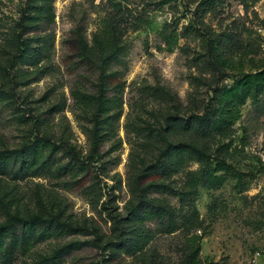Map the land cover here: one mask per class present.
Segmentation results:
<instances>
[{"label":"trees","instance_id":"trees-1","mask_svg":"<svg viewBox=\"0 0 264 264\" xmlns=\"http://www.w3.org/2000/svg\"><path fill=\"white\" fill-rule=\"evenodd\" d=\"M182 1L188 9L196 6L185 31L194 30L202 38V51L192 60V66L200 71L189 76L186 103L175 91L161 84L138 89V99L123 126L131 146L127 177L130 199L125 204L124 214L111 211L109 201L103 204L112 221L109 236L93 229L95 237L91 241H72L33 257L32 252L39 244L80 228L68 224L61 214L25 216L23 197L17 185L7 183L3 177L20 180L44 172L51 174V160L59 150L70 159V165L60 167L59 171L76 167L85 170L90 166L88 160L104 157L99 151L106 142L113 140L116 149L122 146V140L116 139V125L124 116L126 83L112 66L123 56L129 30L152 28L148 18L140 15L134 19L130 9L132 0H103L105 9L91 41L82 25L72 32L77 63L98 75L96 95L81 86L72 90L75 110L92 124L87 130L91 142L87 160L79 158L68 138L62 135L55 139L48 128L46 115L64 111V105H53V109L42 112L17 105L23 113L22 120L31 122L32 128L21 148L0 151V209L5 215L0 224V264H15L19 257L26 258L22 264H62L64 257L86 244L109 252L111 257L124 255L132 260L130 264H167L157 250L150 248L158 235L178 236L180 258L176 264H216L201 257L202 244L209 231L197 202L201 190L217 180L219 168L233 155L234 125L240 118L239 112L233 110L234 96L244 87L263 90L264 66L261 71L243 75L239 84L230 89L223 88L222 84L229 78L227 70L234 65L235 58L264 57V38L253 29L252 21L249 26L234 23L231 29L224 31L214 30L205 23L204 17L217 15L225 8L227 0ZM235 1L248 14L259 0ZM54 4L55 0H26L18 22L19 31L7 41L8 65L2 68L12 93L1 89L0 95L14 105L21 101L16 88L27 77L23 69L34 68L42 75L46 72L40 69V64L49 59L48 51L55 37L36 32L55 22ZM252 13L263 27L264 21L256 12ZM163 27L161 31L158 29L159 34L168 52H173L179 36L176 31H169V24ZM177 176H180L178 182L174 178ZM173 197L178 199V209L172 206Z\"/></svg>","mask_w":264,"mask_h":264},{"label":"rangeland","instance_id":"rangeland-1","mask_svg":"<svg viewBox=\"0 0 264 264\" xmlns=\"http://www.w3.org/2000/svg\"><path fill=\"white\" fill-rule=\"evenodd\" d=\"M101 1L55 0V22L36 32L55 37L54 45L48 51L49 59L40 64L41 70L46 69L45 74L34 68L23 69L27 77L16 88L21 101L15 105L0 95V151L19 149L29 139L27 135L32 124L22 120L23 113L17 105L23 109L31 107L36 112L47 111L53 105H64V111L46 115L48 128L55 139L62 135L68 138L79 158L87 160L91 153L87 130L92 124L75 110L72 90L81 86L96 95L98 75L77 63L72 32L76 26L82 25L91 41L105 9ZM131 3L134 19L143 15L152 28L136 32L129 30L123 56L112 66V70L117 71L119 78L126 83L124 116L116 125V139L122 140V146L116 149L113 140L106 142L99 151L104 157L88 160L90 166L85 170L76 167L70 171H59L60 167L70 165L69 157L59 150L51 160V174L44 172L40 176L20 180L3 177L7 183L17 185V191L23 197L25 216L54 217L61 214L68 224L80 228L39 244L32 252L33 257L50 253L72 241H91L95 237L93 229L105 237L110 235L112 221L108 219L103 204L109 201L111 211L124 214L125 204L130 199L127 177L131 146L123 126L126 116L132 111L131 106L138 99V89L161 84L175 91L186 103L190 90L189 76L200 71L192 66V60L202 51V38L194 30L185 31L196 6L188 9L182 0H132ZM25 4L26 0H0V90H9L10 93L12 86L2 67L8 65L7 41L16 30L19 31L18 22ZM253 11L246 14L239 2L227 0L221 12L208 14L204 20L217 31L231 29L234 23L249 26L252 21L253 29L264 38V26H260ZM165 23L169 24V31L174 30L179 36L173 52H168L159 34ZM233 64L227 70L229 78L222 84L223 88L230 89L239 84L243 75L261 71L264 57H239ZM218 100L221 101L220 98ZM233 105V110L240 115L234 125L233 155L219 168L217 180L209 188L201 190L197 202L209 231L202 244L201 257L216 264H249L251 256L260 252L264 262V89L257 91L244 87L240 94L234 96ZM104 162L106 164L103 165ZM174 178L178 182L180 176ZM171 202L178 209V199L173 197ZM4 220L5 215L0 209V224ZM147 226L156 228L154 224ZM150 248L157 250L167 264L179 261L178 236L158 235ZM25 259L19 257L15 264H22ZM131 261L124 255L111 257L109 252L86 244L64 257L62 264H130Z\"/></svg>","mask_w":264,"mask_h":264},{"label":"built area","instance_id":"built-area-1","mask_svg":"<svg viewBox=\"0 0 264 264\" xmlns=\"http://www.w3.org/2000/svg\"><path fill=\"white\" fill-rule=\"evenodd\" d=\"M255 12L258 14L259 18L264 21V0H259L254 6ZM249 264H264L260 252H255L250 260Z\"/></svg>","mask_w":264,"mask_h":264}]
</instances>
